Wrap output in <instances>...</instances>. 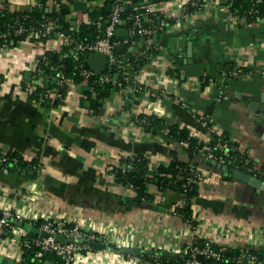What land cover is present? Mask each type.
I'll return each mask as SVG.
<instances>
[{"label": "crops", "instance_id": "0c3cea01", "mask_svg": "<svg viewBox=\"0 0 264 264\" xmlns=\"http://www.w3.org/2000/svg\"><path fill=\"white\" fill-rule=\"evenodd\" d=\"M175 1L151 4L150 10L171 20L156 34L158 52L129 66L130 82L105 98L99 114L87 102L82 104L85 80L66 82L62 98L52 96L43 104L29 97L37 87L27 91L34 84L38 61L44 55L67 54L69 45L63 39L55 34L28 36L0 48V204L35 213L41 221L61 219L106 233L115 243L112 246L147 251L140 256L185 258L191 246L201 247L207 241L220 249L264 253V190L206 163L167 130L138 121L139 115L161 118L166 125L187 129L203 144L214 137L200 122L204 116L209 127L224 133L244 158L264 168L263 133L253 128L244 106L264 81V14L246 22L220 0H205L201 10L184 16ZM47 4L49 11L60 8L54 0ZM0 7L10 13L42 9L40 0H0ZM69 9L67 19L75 29L93 22L86 11ZM118 30L117 39L127 36L124 25ZM140 39L131 51L120 53L123 58L129 52L144 53ZM102 63L99 58L93 65ZM135 84L139 91H133ZM214 142L222 146L219 140ZM7 153H16L29 165L3 162ZM133 156L146 161L141 176L172 161L197 167L194 227L178 211L186 200L183 194L157 191L150 185L153 201L140 203L131 188L115 180L112 168ZM25 232L13 223L0 238L2 258L13 264H59L36 256L26 260L21 246ZM77 264L132 263L111 248L94 250Z\"/></svg>", "mask_w": 264, "mask_h": 264}, {"label": "built area", "instance_id": "2783aa9c", "mask_svg": "<svg viewBox=\"0 0 264 264\" xmlns=\"http://www.w3.org/2000/svg\"><path fill=\"white\" fill-rule=\"evenodd\" d=\"M63 1L68 5L69 8H71L73 2L77 0H73L72 2L67 0ZM81 1L85 2L87 9L91 7L95 8L97 6L101 7L107 0ZM142 1L149 0H110L109 5L113 8L109 12V16L106 19L109 21V23L104 27V29H101V26L105 20L103 21L101 16L97 17L95 22L97 27L101 29L102 34L96 36L93 40L88 41L80 39L75 34H73L77 29H75L71 24L69 31H63L58 29L59 25L56 20L44 18L35 21L33 20L29 26H24L23 19L18 16L13 18L12 22L6 26L5 31H0V48L10 47L12 40L11 38L13 36H20L24 32L26 33V37L35 36L39 38L49 37L53 33L68 43V52L62 57L71 56L77 62L76 67L78 68L79 75L82 77V79L85 81H92L90 91H94L95 85L114 83L117 79L115 80L113 76L115 74L119 75V71L122 73V81L129 83L131 80L130 73H128L129 71L127 70L124 71L125 65L122 63V60H120L121 54L116 53L117 44L122 42L128 47H132L135 45V43H137L138 38H142V44L144 47L143 51H146L153 44L154 35L157 32L164 30L167 25L164 20H162L158 25L153 26L149 24V20H147L145 16L146 13L136 10L138 7L132 8L135 9V11L129 13L126 18H122L121 13L122 10H127L125 9L126 6ZM175 3L179 7L181 14L186 16L192 13L187 12L188 6L191 5L195 7V10L193 11L194 13L202 9L205 0H176ZM85 11L87 12V10ZM149 11L156 12L150 9ZM126 20L130 21V25L128 27L124 25ZM121 25H124L127 28V36L123 39L115 40L114 36L116 30ZM93 52H99L106 55L107 66L106 70L102 73H96L89 67H86V61L88 60L89 55ZM60 67L61 65L50 66L52 70ZM127 68L129 69V66ZM33 79L34 84L28 87L27 91L29 89H34L35 86L44 85V70L40 67L39 61L35 67ZM53 80L54 87L52 89L48 88L44 92L43 96L41 95L42 99H49L52 96L55 98H62L64 86L67 82L64 73L59 71ZM119 85H121V83H119ZM123 88L124 87H121L120 89L122 90ZM140 89L141 87H136V84L133 87V91H139ZM199 119L201 124L207 127L212 134H219V132L214 128L209 127L206 117L202 116ZM226 150H224V154H217L215 153L213 147L209 145V143H203L202 147L198 151L203 158L224 164L226 163V159L224 158ZM240 158L242 160H240L239 165L233 163L231 160L232 165L235 168L250 173L255 177H264V168L258 167V165L254 163H250L246 158ZM7 160L8 159L5 156L2 157L3 162H6ZM12 162L16 163L17 160L13 158ZM197 175L200 176V172H198ZM129 188H131V186ZM0 213V238L6 236L11 231L13 228L12 221L14 220L28 223L31 226H35L36 222L40 220L35 213H21L4 204H0ZM35 227L45 231L46 236H30L27 235L26 231L21 241L22 248L24 250L33 248V254L36 257H40L44 253H51L56 256L62 264H77L78 261L85 255L89 257L94 252V249L92 245L88 244V242H99L109 246L115 244L114 241L109 239L106 233L95 232L79 224H71L61 219H50L46 217V219L42 220L39 226ZM57 234H61L66 238H73L76 240V242L56 241L55 236ZM83 241H86L87 243H83ZM186 253L187 256L182 261L173 263L162 261L159 254H153L151 259H145L142 256L133 255H127V257L132 264H204L203 262L196 259V255H202L204 258H208V260L214 259L216 261H221L223 258L222 249H216L208 241L205 242L201 247L196 245L191 246L188 251H186ZM235 261L242 264H261L262 262L259 260L256 253L247 250L239 251L235 257Z\"/></svg>", "mask_w": 264, "mask_h": 264}, {"label": "trees", "instance_id": "16d2710c", "mask_svg": "<svg viewBox=\"0 0 264 264\" xmlns=\"http://www.w3.org/2000/svg\"><path fill=\"white\" fill-rule=\"evenodd\" d=\"M51 0H40V8L44 9L48 7V2ZM60 7L57 11H49V12H40V11H30V12H13L10 13L4 8L0 7V31H5L6 26L10 24L15 17H21L23 19L24 26H29L31 21L39 20L44 18H50L52 20H56L58 22V29L63 31H69L70 21L68 22L67 15L62 12V7L67 6L66 3H62V0H54ZM73 1V0H67ZM109 1L107 0L104 5L100 7V11L95 10L94 12H88L89 16L92 18V23L87 25L85 23H81L79 29L74 31L78 38L83 40H93L96 36L101 35L102 31L97 27L95 20L97 17L101 16L103 21L106 20L109 16V12H107V6L109 5ZM155 0H149L148 4L143 6H138L136 10L146 13V19L149 20V24L158 25L162 20L167 23H171V20H165L163 15L160 12H150L149 9L151 4ZM151 2V3H150ZM139 3V2H137ZM227 6L230 12L236 16L237 19H244L246 22H250L252 20L260 18L264 14V0H228ZM195 10L194 6H188L187 12L191 13ZM135 9L129 8L127 10H122L121 16L122 18H126L127 15L131 12H134ZM24 17V18H23ZM124 25L128 27L130 25V21L126 20ZM161 32V31H159ZM157 32V33H159ZM156 33V34H157ZM53 34V33H52ZM158 35V34H157ZM26 38V33L24 32L20 36H13L11 39L10 45L14 46L19 43L20 40ZM115 40L117 39L114 36ZM137 39V38H136ZM139 40V38H138ZM157 43L154 41L150 48H148L144 53L140 56H136L133 53H126V57H122L120 55V60L125 65L124 71H129L127 67L130 65H136V63H142L147 61V57L150 55L157 54ZM116 53L120 54L117 50ZM77 62L71 57H58L57 55H44L39 60V65L44 70V79L43 86H37L30 94L29 97L32 100L40 102V104L45 103L46 99H42L44 92L49 88H53L54 84L53 79L57 75L59 71H62L66 77L67 82L71 83H79L83 81L82 77L79 75L78 68L76 67ZM60 68L52 70L50 66H59ZM86 67L87 61H86ZM115 72V71H114ZM118 78L114 83H108L104 85H95L94 91H90V87L92 86V81H87V88L84 91L85 98L82 99V104L87 102V107L96 114L101 113L102 111V103L107 96L112 91H118L121 87H125L128 83L122 81V73L118 72ZM121 83V85H119ZM96 94V97L93 98V94ZM139 122L143 124H149L152 127L165 129L170 137L177 141L184 142L188 148L195 154H199V149L202 147V143H198L194 138H192L187 129L180 128L177 125L171 124L166 125L161 118L155 116H145L139 115ZM213 140L209 142V145L213 147L215 153L224 154V150L222 146L226 145L227 153L224 155L226 162L231 159L233 163L240 164V157L244 158L243 155L237 150V145L235 143H231L228 141V137L224 134H213ZM214 140H219L222 144L221 147L215 145ZM8 160L12 162L13 158L17 160V163L20 165H29V163L24 162L22 158L16 153H7L4 155ZM31 165V164H30ZM146 165L145 159L141 156H133V158H125L119 166H114L112 168V172L114 178L117 182L130 187L135 194V198L140 203L151 202L154 199V193L149 191V186L154 185L157 191H163L166 189L172 190L174 192H178L183 194L186 197L185 203L182 207L178 208V211L182 215V218L188 222L192 227L195 226V220L193 219V210H192V198L197 195V182L200 179V176L197 175L199 170L194 164L181 162V161H172L168 165H158L148 176H141L140 170L144 168ZM41 220H38L35 226H39ZM27 235L33 236L30 232H27ZM93 247V246H92ZM216 249H220L215 247ZM94 250H98L93 247ZM221 250V249H220ZM34 249H25L23 256L26 260H32V256ZM239 253V251H231L227 249H222L223 258L221 261H216L214 259L205 260L204 264H242L237 263L235 261V257ZM255 253V252H254ZM259 260H261V264H264V253H256ZM162 261L168 262H177L182 261L184 258L180 256H172L169 254H159ZM145 259H151L153 255H143ZM44 261L52 260L55 263L62 264L61 261L51 253H44L40 257H37ZM33 260H37L36 258Z\"/></svg>", "mask_w": 264, "mask_h": 264}, {"label": "water", "instance_id": "95a60500", "mask_svg": "<svg viewBox=\"0 0 264 264\" xmlns=\"http://www.w3.org/2000/svg\"><path fill=\"white\" fill-rule=\"evenodd\" d=\"M223 4H227L228 0H220ZM149 1H142L139 3H132L128 6L125 7V9L128 8H136L138 6H143L145 4H148ZM151 3V2H150ZM112 6L108 5L107 6V12H110L112 10ZM72 9L76 12H84L85 10H87V12H94L95 10L100 11V8H87L86 9V4L84 1L81 0H77L74 1L72 4ZM34 10V11H40V12H49L48 8H44V9H38V8H34V9H30ZM62 12L65 14L70 13V9L68 7H65L62 9ZM109 23L108 20H105L104 23L101 26V29H104V27ZM120 30H116V33H118ZM125 32V31H124ZM125 34V33H124ZM127 34V31H126ZM123 35V36H126ZM157 35H154V39L155 41L157 40ZM140 41L142 42L143 39L141 38ZM133 48L130 46L128 47L126 44L124 43H118L116 50L123 54L126 50L127 51H131ZM189 48H188V53H189ZM102 58L103 63L101 65V67H94V63L97 61V59ZM88 66L91 70H93L96 73H102L106 70V66H107V58L106 55L103 53H99V52H93L89 55L88 60H87ZM118 77L117 74H115L113 76V78L116 80ZM246 111L249 113V117L251 119L252 122V126L253 128L262 131L263 133V137H264V81L261 82L260 86L258 87V89L256 91H254V93L250 94L248 96V99L246 101V103L244 104ZM206 163L210 164L211 166L215 167L216 169L222 171L223 173L227 174L229 177H232L234 179H237L243 183H246L254 188H256L257 190H264V181H262L261 179H259L258 177H255L253 175H251L250 173H247L245 171H242L241 169H237L232 165L231 159H229L226 163L222 164L219 163L217 161L214 160H206ZM1 216V214H0ZM15 225L21 227L22 229H24L27 232H30L32 234L35 235H40L42 237L46 236L45 231L38 229L35 226H31L28 223H24L22 221H12ZM55 240L59 241V242H76V240H74L73 238H66L61 234H57L55 236ZM83 243H87L86 241H83ZM88 244L92 245L93 247L97 248V249H105V250H109V249H113L118 251L121 254H125V255H133V256H140L142 254H145L147 251L142 250L140 248L137 247H119V246H109L106 245L104 243H99V242H88ZM196 259L204 262L205 260H208V258H204L202 255H196ZM8 260L2 258L0 256V264H13L11 262H7Z\"/></svg>", "mask_w": 264, "mask_h": 264}, {"label": "rangeland", "instance_id": "374dc122", "mask_svg": "<svg viewBox=\"0 0 264 264\" xmlns=\"http://www.w3.org/2000/svg\"><path fill=\"white\" fill-rule=\"evenodd\" d=\"M76 12V11H75ZM81 17V15H79V18Z\"/></svg>", "mask_w": 264, "mask_h": 264}]
</instances>
